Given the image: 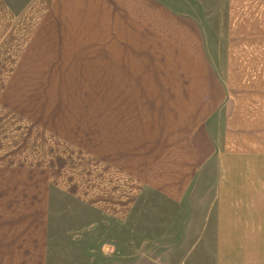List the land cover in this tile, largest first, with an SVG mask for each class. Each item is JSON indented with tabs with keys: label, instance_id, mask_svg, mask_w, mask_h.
Returning <instances> with one entry per match:
<instances>
[{
	"label": "crops",
	"instance_id": "obj_1",
	"mask_svg": "<svg viewBox=\"0 0 264 264\" xmlns=\"http://www.w3.org/2000/svg\"><path fill=\"white\" fill-rule=\"evenodd\" d=\"M199 8L30 2L3 106L46 138L41 158L0 152V264H48L60 196L76 200L78 225L80 207L125 224L134 177L173 200L176 224L210 176L215 264H264V0H225L218 19ZM84 79L86 109L67 98Z\"/></svg>",
	"mask_w": 264,
	"mask_h": 264
},
{
	"label": "rangeland",
	"instance_id": "obj_2",
	"mask_svg": "<svg viewBox=\"0 0 264 264\" xmlns=\"http://www.w3.org/2000/svg\"><path fill=\"white\" fill-rule=\"evenodd\" d=\"M31 1L0 0V152H4L5 162H16L17 158L19 162L41 158L42 153L36 149L46 138L27 117L3 106L6 87L12 85V74L17 70L22 51V45H19L22 36L12 29L16 23H28L27 9ZM195 1L200 6L197 14L205 17L216 14L217 19L222 10L220 7L225 3V0ZM77 81L81 86V80ZM102 81L106 85V79ZM77 89V93H69L68 102L91 108L94 96L85 93L92 90L91 80L84 79L83 89ZM90 112L86 110V113ZM13 150L15 154L12 155ZM195 182V200L186 203L181 220L176 224H173L177 213L173 200L158 190L144 189V184L134 177L133 206L125 224L80 207L85 222L78 225L76 200L60 196L61 216L54 224L48 264H215L219 240L215 237L214 187L211 176L205 184L200 179ZM207 203L211 204L210 208Z\"/></svg>",
	"mask_w": 264,
	"mask_h": 264
}]
</instances>
